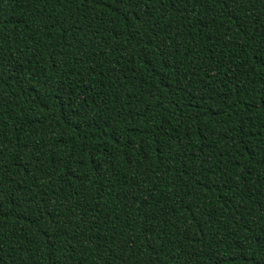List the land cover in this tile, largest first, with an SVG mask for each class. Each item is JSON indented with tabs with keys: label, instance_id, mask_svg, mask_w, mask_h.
Here are the masks:
<instances>
[{
	"label": "trees",
	"instance_id": "16d2710c",
	"mask_svg": "<svg viewBox=\"0 0 264 264\" xmlns=\"http://www.w3.org/2000/svg\"><path fill=\"white\" fill-rule=\"evenodd\" d=\"M0 264H264V0H0Z\"/></svg>",
	"mask_w": 264,
	"mask_h": 264
}]
</instances>
